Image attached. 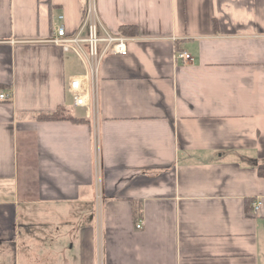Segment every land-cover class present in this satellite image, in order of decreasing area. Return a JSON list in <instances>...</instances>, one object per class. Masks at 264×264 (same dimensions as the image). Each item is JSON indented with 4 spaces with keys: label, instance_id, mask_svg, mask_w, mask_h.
Masks as SVG:
<instances>
[{
    "label": "crops",
    "instance_id": "obj_1",
    "mask_svg": "<svg viewBox=\"0 0 264 264\" xmlns=\"http://www.w3.org/2000/svg\"><path fill=\"white\" fill-rule=\"evenodd\" d=\"M91 2L137 28L95 78ZM2 93L0 264H264V0H0Z\"/></svg>",
    "mask_w": 264,
    "mask_h": 264
},
{
    "label": "built area",
    "instance_id": "obj_2",
    "mask_svg": "<svg viewBox=\"0 0 264 264\" xmlns=\"http://www.w3.org/2000/svg\"><path fill=\"white\" fill-rule=\"evenodd\" d=\"M85 13L84 25L79 32L69 34L65 25H60L57 27L55 37L52 38L51 42L64 52L74 53L95 78L100 63L107 56L127 57L129 55L131 39L110 35L103 37L100 33V23L95 6L90 4ZM60 19H64V17L61 16ZM177 59H181L185 63L193 61V58L184 52H179ZM84 82V78L73 77L68 85V91L73 97L74 105L78 108H89L90 95ZM0 98L5 100L9 98V95L2 93ZM260 207L261 202H254V211ZM143 225L144 221H139L136 225L137 230H141Z\"/></svg>",
    "mask_w": 264,
    "mask_h": 264
},
{
    "label": "trees",
    "instance_id": "obj_3",
    "mask_svg": "<svg viewBox=\"0 0 264 264\" xmlns=\"http://www.w3.org/2000/svg\"><path fill=\"white\" fill-rule=\"evenodd\" d=\"M137 33V28L136 26H130V25H125L120 29L119 35L121 37H126L128 36H134ZM37 119L40 121H60L63 119H66L65 117V109L64 108H58L55 111L52 112H43L37 115ZM73 122H76V120L71 119ZM82 122H85L81 120ZM259 176L264 178V168L259 169Z\"/></svg>",
    "mask_w": 264,
    "mask_h": 264
},
{
    "label": "rangeland",
    "instance_id": "obj_4",
    "mask_svg": "<svg viewBox=\"0 0 264 264\" xmlns=\"http://www.w3.org/2000/svg\"><path fill=\"white\" fill-rule=\"evenodd\" d=\"M90 4H93V2H91ZM99 15H100V13H99ZM104 28H106L105 26H104V24H103V22H102V20H101V18H100V33H101V35L103 36V37H106L107 35H110V36H115V35H113V34H110V33H108V32H105V29ZM107 29V28H106ZM77 111V110H76Z\"/></svg>",
    "mask_w": 264,
    "mask_h": 264
}]
</instances>
